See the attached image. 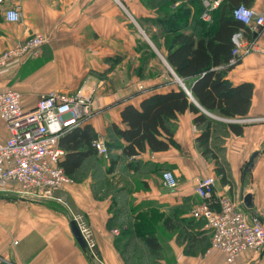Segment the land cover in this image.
I'll list each match as a JSON object with an SVG mask.
<instances>
[{"label": "crops", "instance_id": "crops-1", "mask_svg": "<svg viewBox=\"0 0 264 264\" xmlns=\"http://www.w3.org/2000/svg\"><path fill=\"white\" fill-rule=\"evenodd\" d=\"M159 2L26 0L18 23L9 22L4 7H0V52L35 34H43L49 40L38 56L13 60L0 69V92H20L25 110L34 109L40 97L51 91L80 93L89 98L92 114L80 126L88 124L106 143H114L112 156L117 161L109 172L110 160L105 155L89 157L79 172L70 176L73 183L55 192L59 202L21 195L15 186L0 191V264H126L122 254L125 242L120 234L121 228H128L129 224H117L122 219H117V215L124 214L125 220L131 217L133 221L138 212L148 208L175 217L179 224L172 231L163 227L158 231L163 246L162 264H230L223 253L211 248L205 222L191 216L192 207L201 201L195 186L207 176L216 178V196L229 195L244 203L243 198L251 195L252 208L244 204L245 212L264 225V121L255 120L264 117V29L252 34L259 51L245 56L225 74L234 86L253 84L248 115L233 119L205 111L215 121L244 127L240 136L230 131L212 135L210 147H218V155L203 154L197 138L204 129L196 126L190 112L179 115L168 151H148L136 157L138 170L128 167L131 160L122 155L120 147L125 142L109 133L113 124L125 128L121 112L126 106L139 107L147 97L175 88L132 91L133 80L128 79L127 84L122 82V86L106 91L104 85L114 81L115 73L101 77L110 68L125 65L130 54L141 53V42L153 50L150 37L161 32L145 20L162 15ZM191 2L177 0L174 7L185 3L192 19L195 2ZM247 4L264 14V0H249ZM116 57L119 64L115 65ZM9 137L0 113V143ZM255 153L258 155L251 163ZM217 162L225 165L226 181L217 175ZM164 171L177 177L176 189L164 186ZM134 207L139 211L132 213ZM74 218L89 244L86 251L72 233L70 221ZM231 264H264V250L245 251Z\"/></svg>", "mask_w": 264, "mask_h": 264}, {"label": "trees", "instance_id": "trees-1", "mask_svg": "<svg viewBox=\"0 0 264 264\" xmlns=\"http://www.w3.org/2000/svg\"><path fill=\"white\" fill-rule=\"evenodd\" d=\"M151 1L156 4L160 1L158 8L162 15L145 20L158 27L161 32L150 39L154 42L158 40L157 37L166 36V46L162 49L156 46L174 74L188 89L177 86L167 92L147 97L139 107L128 105L121 112V122L125 128L117 124L111 125L109 133L125 142V145L120 147L122 155L131 160L128 167L135 170L139 168V159L136 157L148 151L160 153L169 150L175 135L176 121L179 115L186 112L193 113L196 126L204 129L197 138L203 154L215 157L220 153V149L215 148L213 144V147H210L212 135H226L227 131H230L240 136L244 127L239 123L215 121L207 116L205 111L218 112L227 118H245L253 97V84L234 86L225 77L227 71L240 63L230 64L234 49L233 34L240 30L249 33L247 28L234 18L233 11L242 4L248 6L249 0H223L220 7L212 13L210 21L202 18L204 7L201 0L193 1L195 13L192 19L190 8L185 3L174 7L177 0ZM141 53L153 54L146 42L142 44ZM114 62L115 65L119 64V58H114ZM145 65L146 62L143 66ZM169 76L174 77L172 74ZM223 129H226V132ZM98 138V134L87 124L74 128L60 139V147L65 152L60 165L68 176L74 177L89 157L98 155L93 145ZM106 144L108 153L105 158L110 160L108 171L112 172L117 163L112 156L115 144ZM224 167V164L217 162L216 172L226 181ZM131 211L136 213L139 209L134 207ZM123 215H117V219L122 217L117 224H129L128 228H121L120 234L125 242L122 254L126 264H162L163 246L158 231L162 227L167 231L176 229L179 224L175 222V217L165 216L155 208L138 212L133 221L131 217L125 220ZM192 219L196 218L192 216Z\"/></svg>", "mask_w": 264, "mask_h": 264}, {"label": "built area", "instance_id": "built-area-1", "mask_svg": "<svg viewBox=\"0 0 264 264\" xmlns=\"http://www.w3.org/2000/svg\"><path fill=\"white\" fill-rule=\"evenodd\" d=\"M25 1L0 0V7H4V14L9 22L21 21L22 4ZM222 1L202 0V18L210 21L212 13L220 7ZM241 9L250 15L238 18L237 13L243 16ZM10 14H15L16 19L10 20ZM233 16L249 33L240 30L233 34L231 65L238 64L248 54L259 51V45L252 34L264 29V14L246 5L236 7ZM48 41L47 36L35 34L25 42L0 52V69L13 60L38 56L42 46ZM0 113L10 132V137L0 143V191L15 186L21 195L49 198L73 183L60 165L65 152L59 142L66 133L90 118L89 98L80 93L69 95L51 91L40 97L34 109L25 110L21 93L8 90L0 92ZM255 120L264 121V117ZM93 145L99 154L107 155L108 147L103 138L99 137ZM162 182L170 190L179 185L177 177L171 171L162 173ZM215 187L214 176L198 181L195 193L201 201L191 210V215L204 220L209 229L211 248L223 253L230 264L245 251L264 250V225L261 220L249 218L242 201L229 195L216 196ZM115 233L118 234V231Z\"/></svg>", "mask_w": 264, "mask_h": 264}, {"label": "rangeland", "instance_id": "rangeland-1", "mask_svg": "<svg viewBox=\"0 0 264 264\" xmlns=\"http://www.w3.org/2000/svg\"><path fill=\"white\" fill-rule=\"evenodd\" d=\"M159 31L160 29H158V32ZM157 38H158L157 41H154V42L151 41L152 44L150 43L151 46L153 47L152 55H150V53H148L147 55L144 53L138 54L137 52L132 53L130 54V56H128V58L126 57L127 63L125 65H120L119 67H116V68L114 66L110 68L109 70H107L108 72L105 71V73L101 77L108 78L109 77L108 75L115 73L114 81L113 80L107 81L106 84L104 85L106 91H109V90L112 91L116 87H119V84L121 86L124 83L127 84L128 79L133 80L132 91L134 90L133 88H136L138 90H145V89L150 90V89H157V88L164 89V88H168V86L169 87L170 86H174V87L182 86L185 90L188 89L184 83L180 84L178 82L179 78L174 74L173 70L169 68L166 61L164 60L165 58L161 55V52L157 50L158 48L157 49L155 48L158 46L160 47V49H162V47L166 46L167 44L165 41L166 36H160ZM141 44H143V42H141ZM140 56H141V60H140ZM145 62H146V65L143 66ZM170 74H172L174 77L173 78L170 77L169 76ZM145 81H148V82H145ZM156 83L158 84L155 85ZM91 103L92 102L90 101V104ZM91 110H92V104H91ZM57 198H58V195L54 194L52 197L37 198V200L45 199V200H51V202H55V201L59 202ZM56 207H59V206H56Z\"/></svg>", "mask_w": 264, "mask_h": 264}, {"label": "water", "instance_id": "water-1", "mask_svg": "<svg viewBox=\"0 0 264 264\" xmlns=\"http://www.w3.org/2000/svg\"><path fill=\"white\" fill-rule=\"evenodd\" d=\"M167 65H168V64H167ZM168 66H169V65H168ZM169 68H170V67H169ZM170 69H171V68H170ZM178 82H179L180 84L183 83L180 79H178ZM257 155H258V154L255 153V154L251 157V160H250L251 163L253 162V159H254ZM243 200H244V204H245L246 208L251 209V208H252V197H251V195H249V194L246 195V196L243 198ZM70 226H71L72 233H73L75 239L77 240L78 244L80 245V247H81L84 251H86V250L88 249V243H87V241H86V238H85V236H84V234H83V232H82V230H81V227H80L78 221H77L75 218L72 219V220L70 221Z\"/></svg>", "mask_w": 264, "mask_h": 264}, {"label": "clouds", "instance_id": "clouds-1", "mask_svg": "<svg viewBox=\"0 0 264 264\" xmlns=\"http://www.w3.org/2000/svg\"><path fill=\"white\" fill-rule=\"evenodd\" d=\"M241 12H243V16H241L240 13H237L238 18H242L243 19V18H246L247 16L250 15V13L245 12L243 9H241ZM8 18L10 20H15L16 16H15V14H10Z\"/></svg>", "mask_w": 264, "mask_h": 264}]
</instances>
